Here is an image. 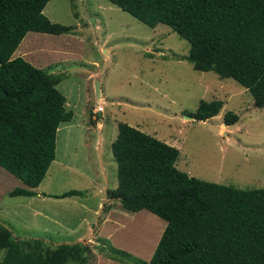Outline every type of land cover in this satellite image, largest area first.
Segmentation results:
<instances>
[{
    "label": "rangeland",
    "instance_id": "obj_1",
    "mask_svg": "<svg viewBox=\"0 0 264 264\" xmlns=\"http://www.w3.org/2000/svg\"><path fill=\"white\" fill-rule=\"evenodd\" d=\"M43 14L71 27V34L30 32L13 57L60 77L56 88L73 118L57 130L55 160L38 190L80 195H6L1 217L13 239H37L51 248L89 245L88 264H119L99 249L106 240L149 261L165 222L147 211L125 212L108 199L117 187L111 144L119 123L179 150L176 168L190 177L237 189L264 188V108H255L233 79L194 70L186 60L188 43L170 28H149L107 0H50ZM213 100L223 101L217 116L205 122L187 116L201 101ZM228 112L238 115L236 124L224 125ZM4 255L0 250V262Z\"/></svg>",
    "mask_w": 264,
    "mask_h": 264
},
{
    "label": "trees",
    "instance_id": "obj_2",
    "mask_svg": "<svg viewBox=\"0 0 264 264\" xmlns=\"http://www.w3.org/2000/svg\"><path fill=\"white\" fill-rule=\"evenodd\" d=\"M50 0H0V168L21 181L9 197H34L55 160L56 134L73 112L56 88L60 77L13 54L26 34L69 35L51 22ZM141 24L165 25L189 45L194 70L233 79L255 108H264V0H107ZM223 101H201L187 116L205 122ZM224 125L238 122L228 112ZM111 152L117 187L108 199L128 213L147 211L165 222L149 261L138 260L106 240L99 249L119 264H264V188L237 189L190 177L176 168L179 150L126 123L117 125ZM75 190L48 196H79ZM46 196V195H44ZM0 264H88L91 249L80 243L48 247L15 240L0 224Z\"/></svg>",
    "mask_w": 264,
    "mask_h": 264
},
{
    "label": "crops",
    "instance_id": "obj_3",
    "mask_svg": "<svg viewBox=\"0 0 264 264\" xmlns=\"http://www.w3.org/2000/svg\"><path fill=\"white\" fill-rule=\"evenodd\" d=\"M66 105H67V103H66ZM101 177L105 178L104 169H101ZM39 187L40 186H38L36 189L33 190L36 193V196L30 197V199L37 198L39 196L43 197V198L48 197V196H52V195H49V193H44V192H41L40 190H38ZM15 188H26L27 189V187L21 181H19L18 179H16L15 177H13L9 173H7L5 170L0 168V224L1 225H5V220L3 219V217H1V216H4L3 212H1L2 199ZM44 195H46V196H44ZM18 198H20V197H18ZM23 198H27V197H23ZM48 198H51V197H48ZM110 213H112V211H109V214H108V217L111 218L112 216Z\"/></svg>",
    "mask_w": 264,
    "mask_h": 264
},
{
    "label": "water",
    "instance_id": "obj_4",
    "mask_svg": "<svg viewBox=\"0 0 264 264\" xmlns=\"http://www.w3.org/2000/svg\"><path fill=\"white\" fill-rule=\"evenodd\" d=\"M96 92H98V84L95 85Z\"/></svg>",
    "mask_w": 264,
    "mask_h": 264
},
{
    "label": "bare ground",
    "instance_id": "obj_5",
    "mask_svg": "<svg viewBox=\"0 0 264 264\" xmlns=\"http://www.w3.org/2000/svg\"><path fill=\"white\" fill-rule=\"evenodd\" d=\"M23 43V42H22ZM99 96V95H98ZM99 98V97H98Z\"/></svg>",
    "mask_w": 264,
    "mask_h": 264
}]
</instances>
